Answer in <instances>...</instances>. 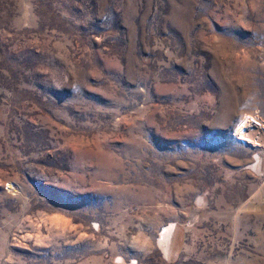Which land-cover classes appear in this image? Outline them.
I'll list each match as a JSON object with an SVG mask.
<instances>
[{
    "label": "rangeland",
    "instance_id": "374dc122",
    "mask_svg": "<svg viewBox=\"0 0 264 264\" xmlns=\"http://www.w3.org/2000/svg\"><path fill=\"white\" fill-rule=\"evenodd\" d=\"M0 264H264V0H0Z\"/></svg>",
    "mask_w": 264,
    "mask_h": 264
},
{
    "label": "bare ground",
    "instance_id": "6f19581e",
    "mask_svg": "<svg viewBox=\"0 0 264 264\" xmlns=\"http://www.w3.org/2000/svg\"><path fill=\"white\" fill-rule=\"evenodd\" d=\"M257 157H258V155L256 156V158ZM171 231H172V226H166L164 228V232L159 235L160 237H159V241H158V247L166 255L168 254L169 249L171 247V243H170Z\"/></svg>",
    "mask_w": 264,
    "mask_h": 264
}]
</instances>
